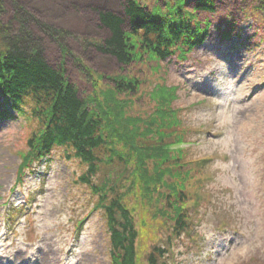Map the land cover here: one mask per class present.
I'll list each match as a JSON object with an SVG mask.
<instances>
[{
    "label": "rangeland",
    "instance_id": "1",
    "mask_svg": "<svg viewBox=\"0 0 264 264\" xmlns=\"http://www.w3.org/2000/svg\"><path fill=\"white\" fill-rule=\"evenodd\" d=\"M19 1L50 26L68 32L65 44L71 55L63 56L58 43L42 35L45 55L56 68L65 59L67 79L83 97L95 98L87 101L93 113H99L100 105L109 109L107 99L115 92L119 101L134 100L131 114L146 117L154 109L149 98L155 88H177L175 108L186 110L175 126L204 125L205 131L193 136L197 142L189 153L194 158L215 156L208 165L213 177L206 183L211 201L195 213L201 219L194 225L198 239L176 243L177 262L264 264V24L251 13L256 4L217 0L214 14L199 13L200 20L212 23L206 43L185 63L174 57L163 61L161 75H155L154 62L128 67L96 48L107 38L98 11L109 9L124 17L125 0ZM138 1L155 11L177 0ZM193 2H187L191 10ZM230 22L235 32L224 38ZM119 76L139 80L137 97L115 90L113 78ZM13 115L15 119L0 120V264H111L99 212L86 218L78 232L74 229L94 203L88 191L73 185V161L57 151L36 164L22 188L10 192L27 150L23 118ZM116 129L126 133L118 123ZM14 207L19 213L12 220ZM144 235L149 239L151 231Z\"/></svg>",
    "mask_w": 264,
    "mask_h": 264
},
{
    "label": "trees",
    "instance_id": "2",
    "mask_svg": "<svg viewBox=\"0 0 264 264\" xmlns=\"http://www.w3.org/2000/svg\"><path fill=\"white\" fill-rule=\"evenodd\" d=\"M216 1L194 0L191 10L188 0H177L154 11L138 0H125L126 17L101 13L107 38L96 47L124 66L154 62L155 75H161L163 61L173 56L184 61L205 43L208 25L198 16L215 13ZM250 1L256 4L250 8L252 15L264 24V0ZM67 34L19 0H0V117L15 119V113L26 127L27 150L21 155L18 182L36 161L60 152L76 164L73 185L88 191L92 209L102 215L112 264H175L178 239H193L195 218L189 212L197 204L192 200L189 205L191 196L199 197L208 161L188 159V149L181 147L190 132L175 126L181 113L174 108L177 88H155L149 98L154 109L146 117L131 114L128 108L134 100L119 101L115 92L107 99L109 109L100 105L96 115L87 103L95 98L83 97L67 79L65 59L56 68L45 55L42 35L54 39L63 56H70ZM113 81L123 96L135 98L140 92L137 78L119 76ZM112 114L113 123L107 122ZM117 123L126 133L116 129ZM203 194L210 201L209 194ZM150 231L148 239L144 234Z\"/></svg>",
    "mask_w": 264,
    "mask_h": 264
},
{
    "label": "bare ground",
    "instance_id": "3",
    "mask_svg": "<svg viewBox=\"0 0 264 264\" xmlns=\"http://www.w3.org/2000/svg\"><path fill=\"white\" fill-rule=\"evenodd\" d=\"M105 12H114V11H111L109 9H105V10H99L98 11V14H99V21H100V25H101V13H105ZM125 12V11H124ZM115 13V12H114ZM120 14V13H119ZM121 15V14H120ZM124 17H126V13L124 14ZM102 26V25H101ZM95 46V45H94ZM97 48V47H96ZM98 49V48H97ZM99 51V50H98ZM102 53V52H101ZM65 65H66V62H65ZM115 85V84H114Z\"/></svg>",
    "mask_w": 264,
    "mask_h": 264
}]
</instances>
